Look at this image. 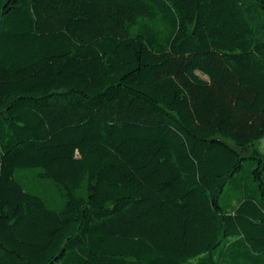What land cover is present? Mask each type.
Listing matches in <instances>:
<instances>
[{
  "label": "trees",
  "instance_id": "obj_1",
  "mask_svg": "<svg viewBox=\"0 0 264 264\" xmlns=\"http://www.w3.org/2000/svg\"><path fill=\"white\" fill-rule=\"evenodd\" d=\"M264 0H0V264H264Z\"/></svg>",
  "mask_w": 264,
  "mask_h": 264
},
{
  "label": "rangeland",
  "instance_id": "obj_2",
  "mask_svg": "<svg viewBox=\"0 0 264 264\" xmlns=\"http://www.w3.org/2000/svg\"><path fill=\"white\" fill-rule=\"evenodd\" d=\"M262 151H264V139L258 144Z\"/></svg>",
  "mask_w": 264,
  "mask_h": 264
}]
</instances>
